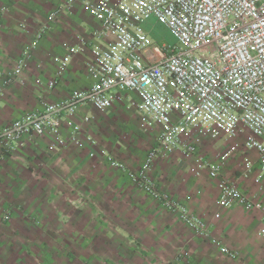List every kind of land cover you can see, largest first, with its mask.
<instances>
[{"label":"crops","instance_id":"0c3cea01","mask_svg":"<svg viewBox=\"0 0 264 264\" xmlns=\"http://www.w3.org/2000/svg\"><path fill=\"white\" fill-rule=\"evenodd\" d=\"M60 2L0 0L2 71L32 44L36 30ZM96 28L98 23L79 5L50 24L33 48L23 84H12L0 97V129L39 111L43 103H59L73 90L90 86L84 71L86 55L79 54L69 60L58 86L45 89L56 61L66 54L63 45L74 46L77 36L90 39ZM92 109L79 106L73 121L89 128L87 134L95 145L86 142L83 133L82 146L68 144L48 153L52 138H32L14 154L0 155V264H170L181 251H187L196 264H264L259 214L238 206L220 208L217 181L178 151L165 152L152 165L150 176L160 190L204 220L209 237L197 235L134 188L127 172L135 167L123 160L130 150L116 149L112 120L98 122ZM87 115L91 119L84 122ZM62 135L68 136L66 128ZM102 152L125 171L110 166ZM235 167L228 163L222 176H238L241 165ZM249 182L241 181L240 188L264 203L262 190L252 192ZM222 247L237 252V257L226 256Z\"/></svg>","mask_w":264,"mask_h":264},{"label":"built area","instance_id":"2783aa9c","mask_svg":"<svg viewBox=\"0 0 264 264\" xmlns=\"http://www.w3.org/2000/svg\"><path fill=\"white\" fill-rule=\"evenodd\" d=\"M60 1L36 30L32 44L8 69H0V97L12 84H23L22 75L29 68L36 43L51 23L76 5L98 28L90 39L77 36L74 46L63 45L66 54L56 61L45 89L58 86L69 60L79 54L86 55L84 71L90 86L73 90L59 103H43L39 111L3 126L0 155L14 154L32 138H52L48 153L59 152L68 144L82 146V127L73 121L79 106L104 111L115 103L133 104L141 124L158 128L155 144L139 169L127 172L134 185L197 235L208 238L204 220L160 190L150 176L161 154L178 151L217 181L220 208L238 206L259 214L264 235V203L240 188L241 181L249 180L264 189V0ZM150 19L164 25L175 44L154 43L144 28ZM90 119L83 117L84 122ZM63 128L67 137L62 135ZM200 138L226 144L217 162L199 154L196 141ZM84 139L96 144L91 135L85 134ZM247 152H255L256 159L247 158ZM102 153L110 166L125 171L120 162ZM236 153L243 156L241 169L238 176L226 179L222 166ZM8 217L6 213L3 220ZM221 251L230 258L238 255L224 247ZM170 264L196 263L187 251H181Z\"/></svg>","mask_w":264,"mask_h":264},{"label":"rangeland","instance_id":"374dc122","mask_svg":"<svg viewBox=\"0 0 264 264\" xmlns=\"http://www.w3.org/2000/svg\"><path fill=\"white\" fill-rule=\"evenodd\" d=\"M144 28L154 43L159 45L175 44V39L168 31V29L164 25L156 23L153 19L148 20L144 24ZM132 102H134V100L131 101V104ZM92 111L93 113L96 112L95 114L98 122L105 121V119L107 118L109 120H112L113 128L111 132V138L113 139L114 145L116 149L118 148L120 150H125L128 148V150H130L128 154L126 153V158H123V160L131 165L133 164V167H135V169H129V171H137L144 159V155L151 147H153L155 143L158 128H155V126L148 127L141 124L140 117L138 116L133 104L128 107L126 103H115L108 110L98 111L93 108ZM124 116H129L130 118L127 119ZM132 119L134 121L133 124ZM114 122H116L117 124ZM153 129H156V132ZM82 130L84 131L83 133L86 134L89 132V128L87 127H82ZM91 132L93 131L91 130ZM196 143L198 150L200 151V155L203 156V158H205L206 160H210L211 162H217L219 160V156L226 148V144L220 139L200 138L196 141ZM246 157L254 160L256 159V153L247 152ZM182 158L185 160L183 156ZM242 158L243 156L239 155L227 160L222 166L223 172L228 163L238 166L235 167L236 170L239 169ZM131 185L133 184L131 183ZM247 185L252 188V192L254 193L261 190L264 193V189H260L257 185H254L252 181L247 183ZM134 188L138 190V188H136L135 186Z\"/></svg>","mask_w":264,"mask_h":264}]
</instances>
